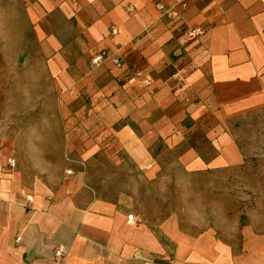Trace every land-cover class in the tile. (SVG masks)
Here are the masks:
<instances>
[{"label":"crops","instance_id":"1","mask_svg":"<svg viewBox=\"0 0 264 264\" xmlns=\"http://www.w3.org/2000/svg\"><path fill=\"white\" fill-rule=\"evenodd\" d=\"M3 11L0 264H264V204L228 233L182 229L176 214L156 227L124 189L178 167L240 170L228 124L264 108V0H10ZM194 27L203 33L186 40ZM102 50L122 65H93ZM118 169L141 179L97 181Z\"/></svg>","mask_w":264,"mask_h":264},{"label":"rangeland","instance_id":"2","mask_svg":"<svg viewBox=\"0 0 264 264\" xmlns=\"http://www.w3.org/2000/svg\"><path fill=\"white\" fill-rule=\"evenodd\" d=\"M17 1L23 3V0ZM9 2L0 0V11L9 9ZM228 125L244 158L240 170L193 175L178 167L176 170H162L151 182L145 178V186L140 188H124L132 198L134 209L143 214L146 221L156 223L157 227L166 217L176 214L182 229L210 226L228 233L245 223L254 207L263 206L264 108L244 114ZM140 179L131 169L103 170L97 174L99 182ZM99 189L114 193L121 187L103 185ZM233 236L237 235L224 234L222 237L230 239Z\"/></svg>","mask_w":264,"mask_h":264},{"label":"built area","instance_id":"3","mask_svg":"<svg viewBox=\"0 0 264 264\" xmlns=\"http://www.w3.org/2000/svg\"><path fill=\"white\" fill-rule=\"evenodd\" d=\"M157 7H158V9L162 10L168 16H171L170 9L165 8L161 4H159ZM128 9L131 10V7L129 6ZM202 33H203V29L200 27L189 28L186 31V40H188V41L193 40V39L197 38L198 36H200ZM105 60H111V62L117 67H120L122 65L121 58L116 56L114 53L108 52L105 50H102V51L98 52L97 54H95L93 56V58L91 59V63L93 65H97V64H100L101 62H103ZM134 78L138 79L143 85L149 84L148 79L142 78L141 72H135ZM69 172H71V171H69ZM127 218L129 220H135L136 216L134 214H128ZM64 253H65L64 248L60 247L56 250L55 255L57 257H63Z\"/></svg>","mask_w":264,"mask_h":264}]
</instances>
